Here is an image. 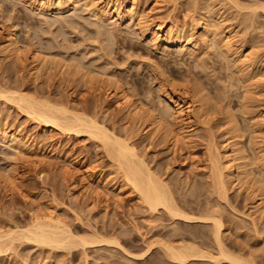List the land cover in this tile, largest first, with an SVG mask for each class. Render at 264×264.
<instances>
[{
	"label": "rangeland",
	"instance_id": "obj_1",
	"mask_svg": "<svg viewBox=\"0 0 264 264\" xmlns=\"http://www.w3.org/2000/svg\"><path fill=\"white\" fill-rule=\"evenodd\" d=\"M90 1L47 12L38 0H0V90H7L0 95V264H231L170 259L165 244L220 255L212 221L189 223L151 211L133 189L120 186L123 170L103 140L43 126L14 96L6 99L13 91L95 118L109 136H131L183 211L220 219L225 249L264 264V213L254 209L264 192V0H128L136 3L133 18L101 16L99 8L111 0ZM167 20L183 35L181 43L153 34V26ZM10 33L19 55L7 51ZM34 54L43 59L37 70ZM117 88L142 112L154 113L165 130L147 129L119 106L107 94ZM193 94L207 100L206 116L198 108L191 119L175 111L174 101L191 104ZM231 118L238 137L227 133ZM12 132L38 141L36 150L19 149ZM229 136L256 181L229 184L224 197L212 159ZM222 162L228 179L225 156ZM99 175L113 178L116 188L95 180ZM47 213L68 226L70 242L26 239L25 230ZM10 234L16 237L11 243ZM114 238L121 247L109 242Z\"/></svg>",
	"mask_w": 264,
	"mask_h": 264
},
{
	"label": "bare ground",
	"instance_id": "obj_2",
	"mask_svg": "<svg viewBox=\"0 0 264 264\" xmlns=\"http://www.w3.org/2000/svg\"><path fill=\"white\" fill-rule=\"evenodd\" d=\"M38 1H39V8L40 9L46 10L47 12L48 11L49 12H59V11H64V10L70 9V8L76 6L77 4L81 3V2L86 3L90 0H38ZM91 1L93 2L94 0H91ZM91 1H90V3H87V4H91ZM135 4H136L135 2H129L128 0L126 2H123L121 0H111L109 2V4L102 6V7L100 6L101 8H99L100 9L99 13L101 16H110L111 13H114V15L116 17H119V18L120 17L133 18L135 13H136L135 12V8H136ZM136 16H137V14H136ZM172 24H173V21H171V20H169V21L167 20L164 23L155 24L153 26V32H154L153 34L156 35L157 37H162L164 41H177V42L181 43V41H183L182 40L183 35L181 34V32H178V33L173 32V25ZM168 26H170L169 29H167ZM205 26H206V24H205ZM207 32H209L210 33V34L208 33L209 36L211 35V37H212V32H210V31H207ZM214 33H216V32L214 31ZM4 37H5V43H6L7 51L11 55H15V54L19 55L21 53L20 52L21 48L17 45V42L14 39V35L12 33H10ZM188 42L189 41H187V43ZM245 57L247 59L248 56L245 54ZM42 60L43 59H41V57H39V55L34 54L33 60H32V64H34V66L32 67V70H37L40 67ZM247 60H249V59H247ZM6 91H5V89H4V91H3V89H1L0 95H2V96L5 95ZM11 92L12 91H10V93ZM13 92H16V93H12L13 95L11 98H10V96H8L9 94L7 95V98L6 97L5 98L6 99L9 98V100L13 99L12 101L16 100V102L18 103V106L20 105V107H22L23 110H25L26 114L35 118L37 121L41 122L43 124V126H45V127L55 126V127H58L60 129H63V130L69 131V132H75L76 134H79L81 132H88L92 136H93V134L95 137L97 136L96 138L100 139L101 141L103 140L102 142L105 144V146L108 149V151L110 152L112 158H114L115 161L118 162V164H119L118 166L123 170V173H124V176H123L124 181L123 182L124 183L120 186H124V185L127 186L128 185V187H130V189H133L130 191H132V192L135 191L134 193L137 194V197L142 202H144L151 211L157 212L160 209H163L172 218L181 219V220H184L185 222H189V223L207 221V220L212 221L213 227H214V230H213L214 241L216 243V246H217V249H218V252L220 253V255H216L217 257H215V255H213V256L209 255L207 252H205V253L201 252L202 253L201 254V253H199L200 251L198 252L197 249L195 248V250L198 252V254H196L194 252L193 253L191 252V251H194V248L192 246L189 247V245H187L188 247L187 246L182 247V245H181V247L179 246L178 248H176L177 246L173 247L172 245H169V244H167V245H169V246H167L165 243H163L166 246V248H165L166 253L168 252V256L170 257V259H172L173 261L185 262V261L189 260V258H191L192 256L193 257L197 256L196 258H203V259L209 258V260L211 258V261H212V259H213V261L214 260L215 261H220V260L223 261L224 260V261H227L231 264H255V262H253V263L247 262L245 259H244L245 260V263H244V260L242 257H240L239 255L238 256L232 255V253L228 252L225 249L226 247L224 246L223 239H222L223 238V236H222L223 235V226H222L223 223L220 222V219L218 220V219H216V217H212V216H211L212 218L210 219V217H208V216L206 218V217H202V216L199 217V216H195V215H190L189 213H186L185 211H183L182 208H180V206L177 203H175L176 201H174L175 199H174V197H172L173 195L170 192V189H168L169 187L167 186V183H165L164 180L161 179L160 176L156 175L155 172L149 168L146 161L140 156L139 149H137L136 145L133 144L134 142L133 143L131 142V139H132V138H130L131 136L130 137L126 136L127 139L130 138L129 141L131 143L126 138L123 137L124 139H121V136L117 137L118 135L116 136L113 133H112L113 134L112 136H109L110 135V133L108 134L109 131L106 130L103 125L99 124L97 122V120H95V118L91 117L92 118L91 119L90 117H87V116H86L87 118H85L84 115L81 116L82 114L73 113V110L68 109L69 107L65 108L64 106H61L64 108L60 109V107H59V109H58L57 106L54 105L55 107H57V108H55L53 106V104H51V103L48 105L46 103L48 101L41 100L42 103H40V102H37L40 100L35 99L36 101H34L30 97H29V99L26 98V96L21 94V92H19V93H18V91H13ZM125 92L126 91H124L123 89L117 88L114 90H109L107 94L110 97H114L117 101V104L119 106L126 108L129 111L130 115L135 116L142 123H144V125H146L147 129H148V127L151 128V127L155 126L156 127L155 130H160V127L162 128V126L160 125V123H158L159 120L157 119L155 114L149 110H144V109L143 110L145 112H142V108H140V106L135 105L136 102L134 104V102H132V100H130V98L125 94ZM15 95H17V98ZM13 96H14L15 100H14ZM196 96H197L196 94L195 95L193 94V96L191 97L192 103L188 104V105L184 104L185 102L181 103V102H177L178 100L174 101L173 107H174L175 111L185 113L188 115L187 118L191 119L190 118L192 116L191 114H192V112L194 113L193 109L198 108L202 111L200 113H203L202 114V117H203L205 112H208V111H205V110H207L205 108L208 106V102H207V100H205L203 98L199 99ZM179 99H180V97H179ZM181 99H183V98H181ZM168 110H169V108L167 109V111L165 110L166 112H163V113H166L165 116L162 113V115L164 117L168 118V116L170 117L172 115V113H169ZM171 112H173V111H171ZM204 116H206V115H204ZM88 118H90V119L87 120ZM162 123H164V122H162ZM165 125H163L164 129L162 128V130H165ZM166 129H167V127H166ZM167 130L169 133L172 132V131L170 132V130H171L170 128ZM167 130H166V132H167ZM227 133H229V134L233 133V134H235V136L238 137V134H239L238 133V126L235 123V121L233 120V118H231V126H230V128H227ZM10 138H11V141L13 143L15 142L18 145L17 147L19 149H22L23 151L26 148L28 151H31L29 149L36 150V145H37L38 141H37V143L34 141H30L31 139L29 140L28 137L26 138L25 135L21 134V132H18L17 134L12 132V134L10 135ZM231 139H232V136L227 137V141H226L227 145L224 148V151L221 152V151H218L216 149L215 150L216 152H214L215 155L213 156L214 158L212 159L213 160L212 164H213V169H214V180L217 184V188L220 190L219 192L224 197H226L228 194L229 184L235 185V183L236 184L240 183L242 185H248L250 187V185L254 181H256L254 176H252L251 171H249V168H247V164H249V163L246 164V162H244L245 160L243 161V159L245 158V155L242 154L241 147L238 146L239 143H237V141H233ZM24 145H25V147H24ZM21 146H23V147H21ZM38 150H41V149H38ZM44 151H45V149H44ZM44 151L42 149L43 153H44ZM37 152H35V154ZM51 155H53V153ZM224 156L227 158V163H226L227 166L226 167H227V172H228V179H226V177L224 176V173H223V166H224L223 164L224 163L222 162V160H223ZM32 157L34 158V156H32ZM263 158H264V156H263ZM257 163H260V162L257 161ZM262 165H263V162H262ZM224 169H225V167H224ZM108 177H109V175H108ZM88 179L90 181L91 180L93 181L95 178L93 176H90ZM95 180H97L98 182L104 183L107 187L116 188L115 186H117V185H115V183L117 184V182H115V181H114L115 183L111 182L112 180H114L113 178L108 179L107 177H103V175L102 176L99 175V177L96 178ZM255 191H258V189H255ZM256 196L257 197H256V201L254 204V209H255L256 213L262 215L264 213V192H259ZM45 214L41 215L40 217L35 216L37 218L35 219V221L33 220L34 223L32 224L31 228L29 227L30 229L27 228V230H25L26 233H24V234H29L28 236L25 235L26 239H31V240L41 242V243H45V244L46 243L48 244V242H50V243L57 242V244H59V243L61 244V242H63L62 244H66L67 241H69L68 238L73 237V236H71L73 234H70V231L68 230L69 229L68 226L66 224H64L62 221H59L58 219H56L53 216V214H48V213H47V215H45ZM14 235H13L12 239L11 238L8 239V237H7L8 241L11 240V242H12L14 239H16V237H14ZM2 240L4 241V239H2ZM64 242H66V243H64ZM109 242H112L115 245L121 247V244L119 243V241L116 240V238L112 239V241L110 240ZM1 243L2 242H0V250H1ZM10 243H8V245ZM69 244H71V243H69ZM218 256H219V258H218Z\"/></svg>",
	"mask_w": 264,
	"mask_h": 264
}]
</instances>
